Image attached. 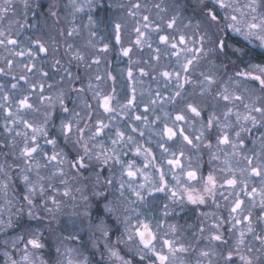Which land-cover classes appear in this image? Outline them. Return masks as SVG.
I'll return each instance as SVG.
<instances>
[{
	"label": "clouds",
	"instance_id": "obj_1",
	"mask_svg": "<svg viewBox=\"0 0 264 264\" xmlns=\"http://www.w3.org/2000/svg\"><path fill=\"white\" fill-rule=\"evenodd\" d=\"M0 264H264V0H0Z\"/></svg>",
	"mask_w": 264,
	"mask_h": 264
}]
</instances>
